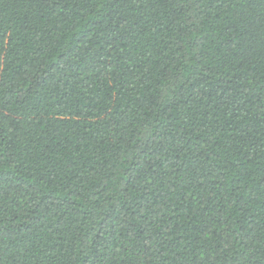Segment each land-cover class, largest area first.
I'll return each instance as SVG.
<instances>
[{
    "label": "trees",
    "instance_id": "16d2710c",
    "mask_svg": "<svg viewBox=\"0 0 264 264\" xmlns=\"http://www.w3.org/2000/svg\"><path fill=\"white\" fill-rule=\"evenodd\" d=\"M0 264H264V0H0Z\"/></svg>",
    "mask_w": 264,
    "mask_h": 264
}]
</instances>
